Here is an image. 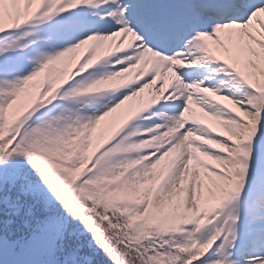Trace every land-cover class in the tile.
I'll use <instances>...</instances> for the list:
<instances>
[{
    "label": "snow or ice",
    "instance_id": "snow-or-ice-1",
    "mask_svg": "<svg viewBox=\"0 0 264 264\" xmlns=\"http://www.w3.org/2000/svg\"><path fill=\"white\" fill-rule=\"evenodd\" d=\"M0 264H264V0H0Z\"/></svg>",
    "mask_w": 264,
    "mask_h": 264
}]
</instances>
